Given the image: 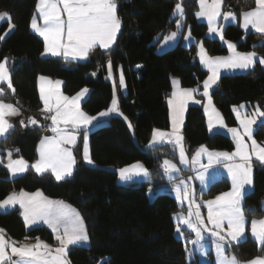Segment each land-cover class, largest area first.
Instances as JSON below:
<instances>
[{
  "label": "trees",
  "instance_id": "16d2710c",
  "mask_svg": "<svg viewBox=\"0 0 264 264\" xmlns=\"http://www.w3.org/2000/svg\"><path fill=\"white\" fill-rule=\"evenodd\" d=\"M37 1L0 0V12H8L14 23L11 33L0 39V61L9 59L15 89L13 92L2 84L4 91L0 99L19 106L22 120L33 118L43 123L49 119L44 115L38 76L61 78L68 95L83 88L89 90L82 107L91 115L108 109L117 95L119 108L131 121L133 131L126 118L111 114L108 125L90 133V152L95 166L81 163L71 177L60 181L50 172L37 173L31 166L23 174L11 176L7 167L0 164V200L14 190H42L48 197L63 199L76 207L85 221L90 246H73L69 250L72 264H99L102 259L101 264H197L188 260L184 242L175 235L172 214L178 209L177 201L170 193L156 190L165 183L162 161L165 157H175L174 146L162 143L147 148L154 128H170L167 97L171 76H179L182 86H196L199 91L207 76L206 69L195 59V43L190 47L178 44L161 54L155 51L156 35L175 27L172 13L178 0H116L121 30L113 48L98 50L99 62L44 56V39L31 29ZM182 2L193 36L203 40L211 55L226 53L227 48L219 39L206 36L207 24L197 20V0ZM255 5V0H224V9L238 16ZM7 26V22L0 25V36ZM224 36L237 42L240 51H256L264 58V34L254 30L246 33L240 23H230L225 27ZM108 63L113 68V81L108 79ZM120 66L126 93L117 85ZM212 95L226 123L237 125L235 106L264 101V68L258 62L248 72L222 75ZM22 120L0 139V151L5 155V149L18 147L20 154L32 163L38 156V141L45 131L24 128ZM183 133L186 144L192 147L190 152L203 144L213 149H234L229 136L209 133L202 105H189ZM255 135L264 140V124L257 128ZM135 161L145 164L150 179L119 184L116 169ZM149 187L155 192L153 199L148 195ZM229 187V181L223 179L210 186L209 194ZM263 199L264 165L256 162L254 187L244 200L249 217L264 213L260 207ZM0 227L17 241L38 237L54 241L53 232L45 225L28 228L18 207L0 210ZM232 251L242 260L262 253L250 237L233 245Z\"/></svg>",
  "mask_w": 264,
  "mask_h": 264
},
{
  "label": "snow or ice",
  "instance_id": "6c2138e0",
  "mask_svg": "<svg viewBox=\"0 0 264 264\" xmlns=\"http://www.w3.org/2000/svg\"><path fill=\"white\" fill-rule=\"evenodd\" d=\"M223 0H199L201 11L197 13L200 17H206L209 22V32L216 33L220 29L215 26L217 17L223 15L225 20L234 18V13H221V5ZM256 7L249 11L243 12V27L248 29L250 26L259 33H264V0H255ZM36 10L43 20V26L37 23L36 15L34 14L31 22V27L44 39V53L52 55L63 54L65 56L84 57L88 55L89 50L99 45L102 48H109L116 39L117 32L121 27V20L117 15L116 0H38ZM174 12L183 16V8L177 3ZM7 13H0V19L7 17ZM66 17V18H65ZM10 19V18H9ZM179 27V21H177ZM14 27L10 25V28ZM176 33H172L175 37ZM3 39V36H0ZM221 39L223 36L221 34ZM229 51L232 53L228 57H209L207 56L203 45L200 47V60L205 64L210 75L203 82V95L209 97V105L211 98L209 89L216 83L219 78V69L223 68H248L255 62V52L238 53L235 51L236 45L228 43ZM63 50V52H61ZM8 58L0 61V82H6L7 87L15 92L11 81V73L7 67ZM264 64V58L259 61ZM40 95L44 103V110L47 112H55L50 117L53 128L52 131L58 133V139L44 137L40 142V159L36 161L32 167L37 173L51 169L56 179L59 180L64 174H70L75 159L71 150L63 147V144H75L76 135L67 131V126L71 125L73 129L80 126H86L91 123L95 117H90L82 112L79 108V99L87 90H82L76 97L69 101L68 97H64L59 92L60 81L52 82L46 77H40ZM120 83L123 85L124 80L121 75ZM178 84V81H174ZM47 85V87H46ZM4 89L0 87V92ZM198 89H181L178 92L172 93L173 97H178V104L172 118V132L167 133L160 130H154L152 142L164 140L168 137H174L175 144L179 147L181 163H186L183 147V137L179 134L180 125L183 123V108L188 99L192 98L194 92ZM54 101V103H53ZM116 100L113 99V107L109 111H116ZM172 104V101H169ZM243 107V106H241ZM205 111L209 108L206 106ZM19 109L10 103L0 101V136L8 132L12 124L6 119L7 116L18 115ZM105 115V113H101ZM239 115V113H238ZM264 117V112L259 108L251 116H246L241 119V125L244 129V135L249 139L252 137L251 126L256 122V117ZM213 118L216 122L223 124V120L219 113L213 108L209 113V124L211 126ZM29 122L36 124L37 121L33 118ZM23 123V122H22ZM63 123L65 128H60ZM131 127V125H129ZM236 140V151L229 154L224 152L208 153L209 159L213 157H224L232 160L238 157L240 163L227 165L229 173L232 177V189L229 192H224L215 197L214 200L206 201L208 206V220L215 226L217 231L212 235L217 237L216 251L218 264H264V257H256L251 261L241 262L235 255H224L225 243L240 242L245 236V216L241 206L243 191L246 185L252 184V157L255 156L260 162L264 163V146L258 144L254 139H251V152L248 144L244 141L239 129H229ZM85 151L84 158L91 163L87 150V136L85 135ZM207 150L201 146L196 156ZM194 160L196 157L193 158ZM2 162V161H0ZM166 171H176V165L168 160L164 161ZM8 169L13 173L24 172L28 164L22 158L17 160L11 159L9 153ZM132 168L141 167L133 165ZM129 169H120L121 176L124 177ZM147 174V170H143ZM203 179V177H201ZM183 183V182H181ZM177 198L181 200H189L191 193L187 186L181 191L180 185L176 186ZM19 203L24 209L22 215L26 224H35L37 221H44L54 232L60 231V226H63V234L57 235L56 239L59 242V247L52 249L46 243L40 242L37 238V243L33 245L17 246L15 241H8L3 235V230H0V264H66L64 259L66 249L69 245L77 244L81 241H87L88 236L85 232L82 218L78 213L70 212L69 206L64 205L62 201H53L44 197L39 191L36 193H26L21 191L19 194L11 193L4 200H0V208H6ZM191 215V210L190 213ZM197 223H192L189 219H183L182 222L193 228L197 236H200V229L197 224H203L204 221L200 217L199 205H196L195 212ZM225 222L227 228H224ZM177 226V231H179ZM226 232V235L221 233ZM251 234L256 240L264 245V218L251 221ZM10 250V251H9ZM17 258V259H14Z\"/></svg>",
  "mask_w": 264,
  "mask_h": 264
},
{
  "label": "rangeland",
  "instance_id": "374dc122",
  "mask_svg": "<svg viewBox=\"0 0 264 264\" xmlns=\"http://www.w3.org/2000/svg\"><path fill=\"white\" fill-rule=\"evenodd\" d=\"M209 2H210V0H209ZM116 3H117V1H116ZM177 3L181 4V6L183 8V16H181L178 13L173 11L172 19L175 20V27L166 33H159L158 35H156V37L153 40V43L155 44L156 53H158V54L164 53L167 50L177 46L178 44H181L185 47H190L193 43H195L196 44L195 59H197L201 63L200 55H199L201 44L203 45V48H204L207 56H209V57H228L232 54L228 48V43L231 42L232 44L236 45L235 51L238 53L255 52L257 54L256 57H254V60H255L254 64L248 68H243V69L242 68H234L233 69V68L221 67L219 69V78L217 79L216 83L213 84L211 86V88L209 89V96L211 98V104L210 105H209V97L203 95V91H204L203 82L208 78V76L211 73H210L208 67L205 64L201 63L202 67L204 69H206V71H207V76L204 79V81L202 82L201 91L198 90V91L194 92L192 95V98L187 100V103H188V101H193V105H202L204 112H205V115H206L209 133L213 134L216 132H220V133H223V134L229 136L234 142V149H232V150L213 149V148H209L207 145L203 144V145L197 146L192 152H189L187 144L185 142L184 133H183V127H184L185 122H183L182 125H180L179 134L183 137L182 143H183L184 153H185L184 158L187 161L186 163H181L179 147L175 144L174 137H168L164 140L157 141V142L153 143L152 142L153 132H152L151 137H150V141L147 144V148H153V147H155L159 144H162V143H171L174 146L175 157H165L162 161V167L164 169L165 183L162 184L156 190L158 192L170 193L175 198V200L177 201L178 209L175 212H173V214H172L173 219L176 223L175 235H176V237H178L179 239H181L184 242V246H185V249L187 251L188 260L189 261L194 260L197 264H218L217 251H216L217 237L212 235V233L217 231V229L208 220V206L206 204V201L214 200L215 197H217L221 193L231 191V189H232V177L229 173V169H228L227 165L240 163V160L238 157H234L232 160L226 159L224 157H213L210 161L208 153L224 152V153L231 154V153L235 152L236 147H237L236 140L233 138V134L229 131V129H233V128L239 129L240 133L242 135H244V129H243V126L241 125V119L245 118L246 116L251 117L256 112L257 108H259L260 111L264 112V101H262V102L256 101L254 103H242L240 105L235 106L234 107V114H235V117H236L238 123L235 126H229L226 123L224 116L222 115L220 109L218 108V106L216 105V103L213 99L212 91L214 90L215 86L219 82V79L222 75H224V74H238V73L248 72L251 69H253L256 66V64L260 61V59L263 57L259 53H257L256 51H250V52L240 51L238 49V43L237 42L225 38L224 30H225L226 25L230 24V23H240L242 29L246 33H248L251 30H254L253 28H251V26L248 29H245L243 27L242 15L238 16L235 12L231 11L234 13V18H230L229 20H225L223 18V15H221L220 17H217L215 26L217 28H219L220 31L216 32V33H210L209 32L210 25H209L207 18L206 17H200L197 15V13L201 11L199 0H197L198 10L196 11V18L198 21H202V22H205L207 24L208 28L206 31V36L209 38L219 39L221 41V43L227 48V52L224 54L211 55L207 51L203 40H197L193 36V34L191 32V25L188 24L185 20L184 5H183L182 0H178ZM177 3H176V5H177ZM255 7H256V5H255ZM255 7L251 8V9H254ZM251 9H248L246 11H249ZM229 11L230 10L224 9V0H223V3L221 5V13L223 14V12H229ZM0 13H7L8 14L7 17L0 19V25L4 22L9 21L8 26H7L4 34H3V38H5L13 30L14 27L10 28V25L14 26V23H13L11 16L8 12L2 11ZM34 14L36 15L37 23L40 24L41 26H43V20L39 16V14L37 13V10L35 11ZM177 21H179V27L177 26ZM120 30H121V27H120L119 31L117 32L115 41L112 43V45L109 48L105 49V48L100 47L97 44L95 46L94 50L92 51V54L96 49L100 50V51H107V50L113 48L116 45ZM254 31H256V30H254ZM172 33H176L175 37H172ZM221 34L223 36V39H221ZM262 34H264V33H262ZM61 52H63V50H61ZM60 55H63V54H60ZM91 55L90 56L87 55V56L77 58V59L88 60V59H90ZM65 57L68 58L66 60H69L71 56H65ZM74 57H77V56H74ZM72 59H75V58H72ZM261 66L264 68V64H261ZM108 67H109V69H108L109 70V77H112L113 76V68H112L111 63H108ZM121 75L123 76V80H124L123 85H121V83H120ZM174 81H178L179 83L176 84V83H174ZM117 85L120 86V88L122 89V91L124 93L127 92V86H126V81H125L122 66L119 67ZM115 87H116V85H115ZM85 89L87 90V88H85ZM181 89H198V87H196V86L195 87H184L181 84L179 76L172 75L171 76V90L169 91V94L167 97V102H168V106H169V110H170V120H171L170 128H168V129L154 128L153 131L154 130H160V131L167 132V133L172 132V130H173L172 118H173L176 106L178 104V97H173L172 93L174 91L178 92ZM199 93L201 94V97L198 96ZM85 99L86 98H84V100ZM84 100H82V102L81 101L78 102L80 110L82 112L86 113L90 117H95V119L92 120L90 124H88L86 126L82 125L76 129H73V127L71 125L67 126V131L76 135V139H78L77 143H78V145H80V148L75 150V153H76V151L81 152L82 162L88 166H95V163L91 158V152H90V133H91V131L95 130L98 127L108 125L109 124L108 117L111 114H110V112L107 111V109L104 111H101L100 113H97L95 115L88 114L82 107ZM170 100L172 101L171 105L169 104ZM206 106H208V108H209L208 112L205 111ZM241 106H243V107H241ZM16 107L19 109V114L23 115L20 107L19 106H16ZM213 108L216 110V112L219 113L220 117L222 118V120H223L222 125L217 123L216 119L213 118L212 124L210 126V124H209V113L212 111ZM117 109L118 110H116L113 114L116 116H121V117L126 118V116L121 111V109L120 108H117ZM101 113H105V115H101ZM238 113H239V115H238ZM127 121H128V124L131 125V127L129 126L131 131H133V125H132L131 121L128 119H127ZM261 124H264V117L257 116L256 122L251 126V128H252L251 139H254L261 146H264V140H259L255 135L257 128ZM85 135L87 136V150H88V155L90 157L91 163L84 158V151H85V139H84V137H85ZM251 139H249L247 135H244V141L246 144H248L250 152H251ZM201 146H203L207 151L202 152L197 157L196 153L198 152V150L201 149ZM0 153H1V151H0ZM9 153H11V159L12 160H17L20 158L23 159V157H21L22 155L20 154V149L18 147H9V148L5 149V155H3L1 153L2 164L5 167H6V164L9 162ZM194 157H196L195 160L193 159ZM165 160H168L171 163L175 164L177 170L176 171H170V172L166 171L165 166H164ZM256 162L264 165V163L260 162L255 156L252 157V161H251V163H252V184L245 186V189L243 191L242 200H241V206L243 208L244 216H245V236L240 242L233 241L230 244L225 243L224 255H226V256L235 255V253L232 251V246L245 241L248 237H250L256 241L259 249L262 250V253L254 256L252 258L243 259V260L239 259L235 255L236 258L241 262L251 261L252 259H254L256 257H264V245H261L256 240V238L253 237L251 234V221L253 219L259 220V219L264 218V213L260 216L249 217L247 212H246V209L244 207L245 196L250 191H252V189L254 187V170H255ZM133 165H140L141 167L132 168L131 166H133ZM120 169H129V171L126 173V175L124 177H122ZM144 169L147 170V174H145V172L143 171ZM116 171L118 172V183L119 184H126V183H130V182H143V181H148L150 179V172L142 161H135V162H132L130 164L124 165V166L116 169ZM23 173L24 172H22L20 174L12 175L10 172L11 176H19ZM201 177H203V179H201ZM223 179H226L229 181L230 187L228 189L220 191L218 193L209 194L210 186L213 183L221 181ZM181 182H183V183H181ZM177 185H180L181 191H183L184 187L187 186V188L189 189V191L191 193V197L189 200H181V199L177 198V193H176V186ZM148 195L151 199H153L155 196V192L151 187H149V189H148ZM196 205H199L200 217L204 221L203 224H197V227L200 229V236L199 237L197 236V233L193 228H191L188 224H185L182 222L183 219H189L192 223H194V224L197 223V218L195 215ZM69 206L71 208L69 210L70 212L78 213L79 216L82 218L83 226H84L85 232L88 236L87 227H86V224H85V221L83 219L81 212L76 207H74L73 205H69ZM260 207L264 210V199L262 200ZM190 210H191V215L189 214ZM5 211H8V210H5ZM35 225L34 224H28L27 227L32 228V227H35ZM39 225H44V224H39ZM39 225H36V226H39ZM45 226L48 227L53 232L54 241L49 242V241L44 240L43 238L38 237L39 241L46 243L52 249L59 247L60 245L56 239V236L58 234L59 235L63 234V226L62 225L60 226L59 233L54 232L50 226H47V225H45ZM177 226H179V229H180L179 231H177ZM224 228L225 229L227 228L226 222L224 224ZM0 230H3V229L0 227ZM221 234L226 235V232L222 231ZM3 235H4L6 240H8L10 242L15 241L17 246L33 245V244L37 243V238L32 239V240H23V241H17V240L11 239L6 235L4 230H3ZM73 246L89 247L90 246L89 236H88L87 241H81L77 244L69 245L67 247L66 255L64 257L66 264H72L71 260L69 258V250ZM14 259H17V258L14 257ZM102 262H103V259L99 262V264H101Z\"/></svg>",
  "mask_w": 264,
  "mask_h": 264
},
{
  "label": "crops",
  "instance_id": "0c3cea01",
  "mask_svg": "<svg viewBox=\"0 0 264 264\" xmlns=\"http://www.w3.org/2000/svg\"><path fill=\"white\" fill-rule=\"evenodd\" d=\"M31 22H32V19H31ZM7 23H9V21H7ZM31 29L34 31V29H33L32 27H31ZM34 32H35L36 34H38L36 31H34ZM39 36H40V35H39ZM40 37H41V36H40ZM95 46H96V45H95ZM95 46H93V47L89 50V52H88V55H89V56L92 54V51L94 50ZM96 50H97V49H96ZM43 55L46 56V57H62V58H64V59H68V58L65 57V55H52L51 53H44V51H43ZM72 58H75V59H72ZM77 58H81V57H78V56H77V57L71 56L69 60H84V59H77ZM8 64H9V59H8V62H7V67L9 68V65H8ZM42 76L48 78V80H50V81H52V82L60 81L61 83L59 84V92H60L64 97H68V98H69V101H71V99H72L73 97H76V95H77L78 93H81L82 90H85V88H83L82 90H80L79 92H77V93H75V94H73V95H68V94H66V93L64 92V90H63V86H64V81H63V79H61V78H54V77H50V76H46V75H39V76H38V79H37V84H38L39 94H40V86H41V81H40L39 78L42 77ZM108 79H110L111 81H113V76H112V77H109V72H108ZM2 84H6V82H0V87H2ZM6 85H7V84H6ZM46 87H47V85H46ZM2 88H3V87H2ZM0 93H2V92H0ZM88 93H89V90L87 89V91L84 92L82 96H80V99H79L78 102H80V101L82 102V100H84V98H86V96H88ZM40 98H41V95H40ZM113 99H115L116 102H117V103H116V108H119L118 96L115 95ZM41 100H42V99H41ZM0 101H2V100L0 99ZM3 102H4V101H3ZM4 103H10V102H4ZM42 103H43V101H42ZM53 103H54V101H53ZM10 104L16 105V104H14V103H10ZM190 104H193V101H188V103H186V105H184V108H183V122H185L187 109H188V107H189ZM16 106H17V105H16ZM112 107H113V101H112L110 107L107 109V111L110 112V114H113V113L115 112V111H109ZM43 110H44V103H43ZM54 114H55L54 111H53V112H47V111L44 110V115L49 119V122H50V129H49L48 131H50L51 133H50L49 135H45V133H44V134L40 137V139H39V141H38V145H37L38 156H37L36 160H35L34 162L30 163L26 158H24L23 156H21V157H23L24 161H26L27 164H28L27 169H28L30 166L32 167V165L35 164L36 161L40 159V142H41V140H42L44 137H50V138H53V139H58V133L52 131L53 124H52V121H51V119H50V117H51L52 115H54ZM22 118H23V115H22V114H19V115H13V116H7V117H6V119L12 124V127L14 126V124H15L17 121H21ZM108 118H109V117H108ZM68 126H70V125H68ZM12 127H11V128H12ZM59 127H60V128H65V125H64L63 123H61V124L59 125ZM11 128L8 130V132L11 130ZM8 132H7V133H8ZM7 133H5L4 135L0 136V139H1L2 137H4ZM77 140H78V139H76V143H75V144H63V145H62L63 147L68 148L69 150H71L72 155H73V157H74V159H75V163H74V165L72 166V171H71V173H70V174H64V175L62 176V178L59 179L58 181L71 177V176L74 174V172H75V170H76V168H77V166H78V161H77L76 154H75V150H77V147H78V143H77L78 141H77ZM170 144H171V143H170ZM15 151H16V150H15ZM15 155H16V154H15ZM0 161H2V159H1V153H0ZM0 164H2V162H0ZM7 164H8V163H7ZM7 164H6V167H7ZM32 168H33V167H32ZM7 169H8V167H7ZM27 169H26V170H27ZM33 169H34V168H33ZM8 170H9V169H8ZM26 170H25V171H26ZM34 170H35V169H34ZM9 171H10V170H9ZM25 171H24V172H25ZM35 171H36V170H35ZM10 172H11V171H10ZM45 172H50V173H52V175H53L54 178L56 179V175H55V173H54L51 169H48V170L44 171L43 173H45ZM20 173H22V172L15 173V174H13V173L11 172L12 175H16V174H20ZM39 174H41V173H39ZM56 180H57V179H56ZM21 191L26 192V193H29V194L36 193L37 191H39V192H41V193L43 194L44 197H47V198L50 199V200H53V201H62V202L64 203V205H67V206L70 205L68 202H66V201L63 200V199H52V198L48 197V196H47L42 190H36V191L14 190V191H12L11 193H17V194H19ZM11 193H10V194H11ZM3 200H4V199H3ZM16 207H18V208L21 210V213H23L24 209L20 206L19 203L15 204V205H13V206H10V207L0 208V210H1V211H5V210H10V209H13V208H16ZM70 209H71V208H70V206H69L68 210H70ZM22 216H23V215H22ZM23 219H24V218H23ZM35 224H36V225L44 224V225L49 226L47 223H45V222L42 221V220L37 221ZM35 224H34V225H35ZM26 225H28V224H26ZM36 225H35V226H36Z\"/></svg>",
  "mask_w": 264,
  "mask_h": 264
},
{
  "label": "built area",
  "instance_id": "2783aa9c",
  "mask_svg": "<svg viewBox=\"0 0 264 264\" xmlns=\"http://www.w3.org/2000/svg\"><path fill=\"white\" fill-rule=\"evenodd\" d=\"M23 122V123H22ZM21 122L22 126L27 129H34V128H39L44 131H48L50 129V122L49 120L44 121L43 123L37 122L36 124H32L29 122V119H23Z\"/></svg>",
  "mask_w": 264,
  "mask_h": 264
},
{
  "label": "water",
  "instance_id": "95a60500",
  "mask_svg": "<svg viewBox=\"0 0 264 264\" xmlns=\"http://www.w3.org/2000/svg\"><path fill=\"white\" fill-rule=\"evenodd\" d=\"M90 60L92 62H99L100 61V55H99V51L98 50H95L93 52V54L91 55L90 57ZM26 131H24L25 133ZM51 132L50 131H45V135H49ZM188 147V150L189 152L192 150V147L190 145H187ZM76 158H77V161H78V165H80L82 162V157H81V152L80 151H76Z\"/></svg>",
  "mask_w": 264,
  "mask_h": 264
}]
</instances>
